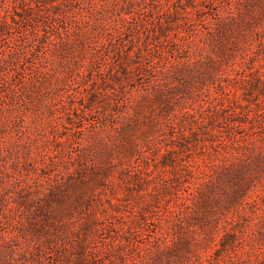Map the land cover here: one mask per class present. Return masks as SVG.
<instances>
[{
	"label": "trees",
	"instance_id": "16d2710c",
	"mask_svg": "<svg viewBox=\"0 0 264 264\" xmlns=\"http://www.w3.org/2000/svg\"><path fill=\"white\" fill-rule=\"evenodd\" d=\"M2 1L5 9H22L21 16L27 20L33 13L47 11L52 15L50 10L57 6V0H0V9ZM127 6L134 9L124 10ZM113 7H121L117 24L100 17L84 27L76 18H62V23L56 25L55 49L62 57L73 58L77 66L86 60L92 67L104 61L106 66H99L96 77L105 79L109 75L111 82L120 80L121 75L132 79L126 83L121 80L119 88L103 80L110 92L93 79L92 85H97L93 92L80 93L82 99L91 102L97 95L105 94L113 97L115 103L113 111L105 116L106 121L80 137L84 139L82 143L77 141L78 152L71 156L77 164L73 169L65 167V171L48 174L44 165L36 168L45 171L43 175L14 180L17 190L11 200L15 205L8 207L5 216L10 217V227L2 225L0 229V264L7 247L20 237L28 241V246L20 249L21 257L14 258L12 264H90L101 260V255L115 264V247L129 241V236L135 238L136 232L129 228L125 233L112 221H102L96 203L102 193L98 194L93 186L112 189L109 178L118 163L115 146L120 142L113 138H122V153L135 154L140 149V135L148 137L164 128L169 132L170 143L164 151L159 147L153 154L152 165L120 163V175L134 172L139 189L143 183L155 184L160 179L159 167H170L172 173L163 179L158 192L160 213L142 217L155 229L140 234L146 241H142L144 245L136 244L143 253L135 264H225L226 260L220 259L230 250L236 251L235 259L228 256L230 264H247L236 248L243 243L233 232L226 231L221 236L220 247L212 255L203 257L201 249L214 240L224 208L242 203L256 180L264 176V109L253 108L249 103L237 104L227 92L230 82L236 80L244 83L246 100L250 101L248 95L256 91L264 94V73L253 64L259 51L251 47L250 38L260 29L264 31V0H115ZM12 30L10 23L2 25L0 12V47L2 34ZM46 34V29L44 33L35 32L31 54ZM125 35L129 44L122 41ZM90 37L97 41H90ZM160 37L166 43L156 42ZM24 38L21 34L20 40ZM25 45L20 43L18 50L13 49L6 56L0 50V72L25 56ZM260 46L264 48L263 40ZM74 49L78 53L72 57ZM18 74L22 87L13 92L12 100L28 95L22 89H36L40 84L51 83L54 77L44 67H37L30 76ZM213 89L223 95L221 99L212 94ZM206 93L207 99H202ZM186 95L197 102V108L177 103ZM36 100L41 105L44 102L41 96H36ZM69 109L67 123L73 125L72 114L78 116L77 111L83 107ZM137 129L140 134H131ZM96 143L102 153L99 162L92 161L90 150ZM157 190L153 187V192ZM252 199L247 204L257 206L260 200L264 202V195L257 193ZM107 200L115 205L110 197ZM3 201L9 199L2 200L0 175V206ZM23 214L27 215V225ZM259 227L254 242L264 240V219L259 221ZM91 234L106 240L101 245L93 242L91 249ZM256 264H264V260Z\"/></svg>",
	"mask_w": 264,
	"mask_h": 264
},
{
	"label": "rangeland",
	"instance_id": "374dc122",
	"mask_svg": "<svg viewBox=\"0 0 264 264\" xmlns=\"http://www.w3.org/2000/svg\"><path fill=\"white\" fill-rule=\"evenodd\" d=\"M64 1L65 3H62ZM114 1L57 0L55 2L57 6L50 10L52 15L47 11H44L42 14L33 13L29 20L21 16L23 13L22 9H5L2 1V9H0L2 13V25L8 22L12 25L13 29L10 34H2L0 47L2 56L8 55L13 49L15 51L18 50L20 43L28 46H24L26 48L25 56L20 57L11 65L3 67L2 72H0V145L2 146V168L0 175L2 176V200L9 199L8 202L3 201L2 206H0V229L2 225L10 227L8 225L10 217L5 216L8 215L6 213L8 207L15 205L11 200V195H14L17 190V184L14 183V180L18 177L43 175L45 171L48 174H52L57 170L65 171V167L73 169L77 164L72 162L71 156L74 157L78 152L77 141L79 140L82 143L84 139L80 140V137L89 135L93 127L99 122H105V116L113 111L115 103L113 97L109 98L105 94H99L91 102L88 99H82L80 96L81 94L87 95V93L93 92V87L97 85H103L106 91H111L106 86L107 83L103 82V80H109L108 77L110 76L107 75L105 79H102L95 75L96 70L100 68L99 66L101 68L106 66L104 65V61L103 64L99 63L92 67L90 61L86 60L85 64H78L77 66L73 58L62 57L60 52L55 49L54 43L58 40V26L56 25L62 23V18H76L78 23L84 27L87 23L100 17L106 18L113 24L119 23L117 12H119L121 7L118 8V6L117 9L113 7ZM124 8V10L134 9L129 6ZM188 9L193 10L191 7ZM44 29L47 30L46 38L42 39L43 41L38 44L37 50H34L35 53L31 54L30 49L32 46L30 45H33L31 43L33 35L35 32L44 33ZM21 34H24L26 37L22 41L20 40ZM140 35L142 39L145 37L142 32ZM250 38L251 47L259 51L255 56L253 64L261 73H264V48L260 46V42L264 41V31L260 29L258 33H253ZM90 39L92 42L97 41L96 37H90ZM159 40L166 43L163 37H160L156 42ZM122 41L129 44L126 35ZM77 53V49L72 50V57ZM37 67H41V69L44 67V69L47 68L52 72L54 77L51 78V83L49 81L42 85L40 84L36 89L32 87L22 89V92H26L28 95H18L15 98L16 100H12L13 92H19L21 90L20 87H22L20 86L22 81L21 75L18 73L30 76ZM121 78L113 82L109 80V82L119 88L121 80L126 83L132 79H126L123 75H121ZM93 79L99 81L97 85L95 83L92 85ZM229 87L230 90L227 91L229 93L228 97L236 99L237 104L243 105L249 103L253 108L261 106L264 109L263 93L256 91L254 94L248 95L251 98L248 101L244 98L245 88L243 82L232 80ZM212 94L216 97L218 96L217 100L223 96L220 92L216 93L214 89ZM36 96L43 98L44 102L42 105L37 102ZM185 97V99H177L176 101H180L177 103L179 105L188 104V106L194 108L198 107L197 102L193 98L187 95ZM207 97L206 93L201 98L207 99ZM224 99L225 105H228V100L225 97ZM11 102L14 108H11ZM74 106L83 107V109L77 111L78 116L72 114L73 125H71L67 123L68 116L66 112ZM82 130L83 133H79ZM134 133L135 135L140 134V129L131 134ZM150 134L148 137H146L147 134L138 137L140 149L135 154L122 153L120 148L122 138H113L115 142L120 141L115 146L118 163L113 168V172L109 178L114 186L112 185V189L100 185L93 186L98 194L102 193L99 194L102 199L96 200L98 213L102 221H112L117 228H122L125 233H127V229L129 228L136 232L135 238L134 236L128 237L127 235L130 240L125 241L121 238V240H124L123 245L115 247L113 252L116 258L115 264H135L140 260L143 251L138 250L136 244L144 245L142 241H146V239L142 240V237L145 236H140V234L155 229L154 225H147L142 217L143 215L149 217L154 213H160V204L157 202V197L160 196L158 192L164 180L168 179L172 174L170 167H159L157 174L160 175V179L155 184L143 183L142 189H139V186L136 184L138 179L134 176V172L120 175V163L147 167L148 164L152 165L153 154L158 152V148L162 147V151H164L165 145L170 143L167 128L158 130L151 136ZM90 150L92 151V161L99 162L102 158L99 144L96 143ZM193 156L197 157L198 155L193 154ZM44 165L46 166L45 171L36 169ZM89 173L93 175L92 171H89ZM153 187L158 190L153 192ZM146 188L149 190V193L145 190ZM228 190L230 191L231 188ZM248 191L249 197L242 203L230 204L224 208L223 213L219 217V230L214 233V240L201 249L203 257L212 255L215 249L220 247L219 240L221 236L226 231H229L236 233L240 241H242L243 244L238 245L236 248L238 249V254L246 258L247 264H256L258 261L264 260V240L254 242L253 239V237L259 236V221L264 219V202L260 200L257 206L247 204V202L253 200L252 197H255L257 193L264 195V176L256 180L255 186H252ZM107 197H110L115 205L110 204ZM111 214L116 215V217L112 218ZM22 216L27 225V215L23 214ZM71 238L74 239L75 237ZM105 240L103 236L91 234L88 242L92 249L93 242L101 245ZM27 244L28 241H25L23 237H20L19 241L11 243L7 247V252L2 255V264H12V262L19 259L21 257L19 255L20 249L28 246ZM29 245L31 247L33 243ZM235 253L236 251L233 250H230L228 254L224 253L223 259H220V261L225 259V264H230L228 256H233L235 259ZM101 257V260L95 261V263L91 262L90 264H111L105 255H101Z\"/></svg>",
	"mask_w": 264,
	"mask_h": 264
}]
</instances>
